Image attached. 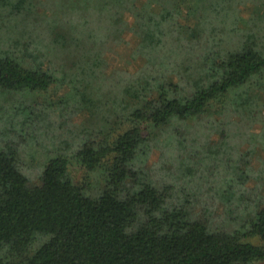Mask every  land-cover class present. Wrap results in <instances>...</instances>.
<instances>
[{
    "label": "trees",
    "instance_id": "trees-1",
    "mask_svg": "<svg viewBox=\"0 0 264 264\" xmlns=\"http://www.w3.org/2000/svg\"><path fill=\"white\" fill-rule=\"evenodd\" d=\"M0 264H264V0H0Z\"/></svg>",
    "mask_w": 264,
    "mask_h": 264
},
{
    "label": "rangeland",
    "instance_id": "rangeland-1",
    "mask_svg": "<svg viewBox=\"0 0 264 264\" xmlns=\"http://www.w3.org/2000/svg\"><path fill=\"white\" fill-rule=\"evenodd\" d=\"M126 51H127V50H125L124 48L121 49V53H122V55H126V56H127V52H126ZM126 56H124V57L116 56L117 59H116V61L114 62L113 65H114V66H115V65H118V66L121 65L122 67H123V66H126V65H125L126 63L123 61V60H125V57H126ZM113 57H114V56H113ZM110 60H113V59L111 58Z\"/></svg>",
    "mask_w": 264,
    "mask_h": 264
}]
</instances>
